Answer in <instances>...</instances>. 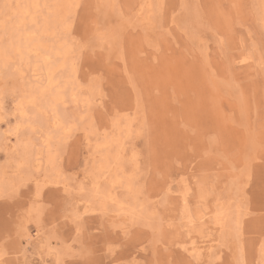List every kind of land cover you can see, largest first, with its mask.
Instances as JSON below:
<instances>
[{
  "label": "rangeland",
  "instance_id": "rangeland-1",
  "mask_svg": "<svg viewBox=\"0 0 264 264\" xmlns=\"http://www.w3.org/2000/svg\"><path fill=\"white\" fill-rule=\"evenodd\" d=\"M23 1L0 0V264H264V0H71L47 34Z\"/></svg>",
  "mask_w": 264,
  "mask_h": 264
},
{
  "label": "bare ground",
  "instance_id": "bare-ground-1",
  "mask_svg": "<svg viewBox=\"0 0 264 264\" xmlns=\"http://www.w3.org/2000/svg\"><path fill=\"white\" fill-rule=\"evenodd\" d=\"M32 1V0H31ZM29 2L28 3V0H24L23 2H26V3H28V6L29 5H31L32 6V8L31 9H33V12H37V11H39L40 9H42V7L43 6H45V7H48V10L50 11V14L45 18L44 16H42V19H44V26H43V28H42V30H41V32L42 33H44V34H47V33H51L52 32V30H53V28L55 27V26H57V25H59V23H64L65 24V16H66V14H67V11H68V9L70 10L71 9V6H69V4L71 5V0H34L33 2ZM99 1V0H98ZM68 3V4H67ZM100 3V2H99ZM49 4V5H48ZM4 8V7H3ZM6 9H7V11H9V13H5L6 15L5 16H8V15H10V9H8L7 7H6ZM152 9V8H151ZM3 10H5V9H3ZM24 10H26V9H23V7L21 8L20 7V15L23 17V14H25V11ZM111 10V9H110ZM41 11V10H40ZM18 12V11H17ZM44 12V11H43ZM70 12V11H69ZM45 13H48V12H45ZM1 15V14H0ZM40 15H42V14H40ZM25 16V15H24ZM27 16V15H26ZM25 16V17H26ZM65 17V18H64ZM24 18V17H23ZM32 19V18H31ZM34 19H37V18H34ZM23 21H24V19H23ZM32 21V20H31ZM20 23V22H19ZM31 24H35V20H34V22L32 21V23ZM62 25V24H61ZM36 28V27H35ZM39 28H40V26H39ZM38 29V28H37ZM41 29V28H40ZM54 30H55V28H54ZM30 34V33H29ZM29 36V35H28ZM41 36V35H40ZM23 37H24V35H23ZM30 37V36H29ZM54 37V36H53ZM28 38V37H27ZM61 38V37H60ZM32 39H34V38H32ZM25 40H27V39H25ZM29 42H30V40H29ZM31 42H32V40H31ZM21 45H22V43L18 40H16V42H14L13 41V38L12 37H9V40H8V42L6 43V45H4V49H3V51H1V53L2 54H4L5 56H8V54H10V53H12V52H16V51H19V49H20V47H21ZM0 46H2V45H0ZM32 46L36 49V47H38V46H40L39 44H38V42H34V44H27V48H32ZM26 48V49H27ZM34 48H32V49H34ZM60 50V49H59ZM29 51V50H28ZM30 51H31V49H30ZM35 51V50H34ZM45 51H47L46 53L48 54V55H51L52 54V52H53V50H51V51H48V50H45ZM0 53V54H1ZM17 53V52H16ZM55 53H56V51H55ZM54 54V53H53ZM15 55V54H14ZM58 54H56L55 56H57ZM15 57V56H14ZM45 57V56H44ZM5 58V57H4ZM41 58H43V57H41ZM3 61V60H2ZM6 61V60H5ZM44 61H46V59L44 58ZM4 62V61H3ZM47 65V64H46ZM48 66V65H47ZM48 76V75H47ZM50 81H48V77H47V81L50 83V85H52L53 84V80H52V78L50 77ZM64 88V87H63ZM44 89V88H43ZM46 91V90H45ZM64 91V90H63ZM56 94H57V100H59V93H58V91L56 92ZM30 99H33V96L32 95H30ZM62 99V98H61ZM55 101V100H54ZM54 101H52V102H48V104H46V105H54L55 104V102ZM54 103V104H53ZM50 106V107H51ZM16 111V110H15ZM55 126V125H54ZM19 127V126H18ZM51 127V126H50ZM107 147V146H106ZM40 151V150H39ZM21 167V166H20ZM10 178V177H9ZM110 183V182H109ZM128 186V185H127ZM112 198V197H111ZM200 250H201V248H199ZM210 250V249H209ZM209 253V252H208ZM207 254V253H206ZM204 256H206V255H204ZM207 257V256H206Z\"/></svg>",
  "mask_w": 264,
  "mask_h": 264
}]
</instances>
